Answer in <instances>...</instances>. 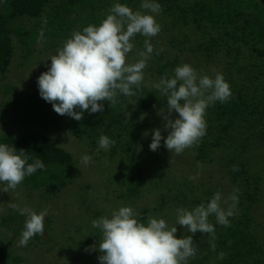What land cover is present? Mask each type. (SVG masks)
Segmentation results:
<instances>
[{
    "label": "trees",
    "instance_id": "1",
    "mask_svg": "<svg viewBox=\"0 0 264 264\" xmlns=\"http://www.w3.org/2000/svg\"><path fill=\"white\" fill-rule=\"evenodd\" d=\"M115 2L117 0H1L0 80L13 62L17 47L21 65L16 70L21 76L15 77L16 84L3 87L5 93L12 94L0 101V125L7 120L21 123L22 131L15 132L11 124L13 133L2 134L0 142L16 147L18 152L22 149L29 163L39 159L45 165L44 169L25 177L22 183L31 191L51 192L66 190L74 182L78 169L73 154L60 145L58 138L44 132L52 126L66 128L82 143L92 142L94 147L100 135H105L114 143L108 151L100 149L103 159L110 162L115 158L118 164L116 175L107 186L108 192L103 195L106 200L129 202L127 205H131L142 220L148 216L163 217L172 226L177 207L192 208L201 201L207 203L218 190L227 197L233 189H239V203L236 214L229 218L230 225H218L215 217L210 216L215 239L197 231L193 236L196 254L189 258L188 264H264V222L258 221L254 210L260 196L264 195L263 2L158 0L161 12L157 20L161 22V30L152 42V58L143 70L146 72L139 88H134L135 95H121L111 106L104 101L103 112L89 114L85 111L80 121L58 115L52 104L39 95L37 77L40 74L30 79L29 88L25 74L30 75L37 62L34 58L43 50L56 48L57 51L62 39L69 38L74 30L89 24L98 25ZM118 2L126 3L135 11L140 8L141 0ZM41 32L43 37H40ZM138 35L132 38L133 43L138 42V47L134 44L127 60L143 50L145 38ZM166 40L164 47L161 43ZM181 57L184 63L198 64L200 74L203 65L209 69L215 64L217 72L230 84L232 95L226 103L216 102L207 108L206 135L197 144L176 155L163 146L162 140L158 148L162 158L157 160L155 155L158 154L149 151L146 143L151 139V130L158 127L163 130L164 121L162 117L152 121L150 114L166 108V97L144 82L165 75L171 77L174 68L181 65ZM210 69L205 72L214 71L213 66ZM176 115L172 113L171 118ZM146 131L150 132L147 136ZM162 135L166 137L167 131H162ZM95 205V208L92 204L85 206L89 215L82 221L71 220L72 214L61 221L46 217L45 230L48 227L53 230L54 224L59 222L66 231L73 226L81 234L68 236V243L62 242L59 234L54 235L59 241L53 242L47 252L41 251L43 234L33 236L31 242L37 253L34 248L33 251L39 255L33 258L35 264H99L98 250L85 251L86 247L98 244L101 235L98 229L91 227V221L103 216L105 209L98 203ZM260 212L264 214L263 209ZM22 218L9 213L0 217V223L12 227L20 236ZM182 234L190 235L177 225L176 235ZM9 244L0 237V264H28L27 255L14 253ZM221 252L224 253L222 260L217 259Z\"/></svg>",
    "mask_w": 264,
    "mask_h": 264
},
{
    "label": "clouds",
    "instance_id": "2",
    "mask_svg": "<svg viewBox=\"0 0 264 264\" xmlns=\"http://www.w3.org/2000/svg\"><path fill=\"white\" fill-rule=\"evenodd\" d=\"M160 12L158 0H141L140 8L135 11L117 0L98 25L89 24L74 30L56 54L48 58L47 70L37 77L40 97L51 103L58 115L80 121L85 111L89 114L103 112L104 101L111 106L121 95L134 96V88H139L143 70L154 51L150 39L161 30L157 21ZM137 34L145 38L143 50L137 53L139 59L131 62L127 54L133 50L132 38ZM173 73L154 84L166 97V108L159 110L163 130L159 127L151 130L149 149L156 151L163 140V146L170 153L179 155L206 135L207 108L216 102L226 103L232 92L219 72L200 74L191 64L183 63L176 66ZM172 113L177 114L174 119ZM165 130L166 137L162 135ZM112 143L107 136L100 135L97 150L108 151ZM90 160L91 157L84 154L80 164L88 165ZM28 161L22 149L18 152L16 147L0 142V185H3L0 192L15 190L25 177L45 167L39 159ZM238 193L239 189H233L224 197L218 190L207 203L201 201L192 208L177 207L172 226L163 217L148 216L142 220L131 205H121L91 221V227L98 229L101 235L98 244L86 247L85 251L98 250L99 264H188L189 258L196 254L195 233H207L215 239L210 216L215 217L216 224L228 227L229 218L236 214ZM8 207L25 217L19 247H26L33 236L43 234L47 209L37 212L14 202H9ZM177 225L190 235L177 236ZM223 258L224 253H219L217 259Z\"/></svg>",
    "mask_w": 264,
    "mask_h": 264
},
{
    "label": "rangeland",
    "instance_id": "3",
    "mask_svg": "<svg viewBox=\"0 0 264 264\" xmlns=\"http://www.w3.org/2000/svg\"><path fill=\"white\" fill-rule=\"evenodd\" d=\"M261 2H263L264 4V0H261ZM108 12L109 11L107 10V12L104 15H107ZM157 21L158 23H161L160 20H157ZM183 29H186V28L184 27ZM186 31H189V29ZM162 37L163 36L161 34L160 38ZM156 38H157V35L155 37H152L150 39V42L152 43ZM135 39H137V37ZM65 40H66L65 38L62 39L61 41L62 44L60 45V47H62L63 42ZM134 44H136L138 47V42L136 40H134ZM161 45L166 47L167 40L162 41ZM19 51L20 50L17 47L15 50V56L12 57V61L14 63L12 62L9 64L7 72L5 73V76L3 77V79L0 80V101H2L3 99H8L9 97H11L9 95L12 94V93H5V91L3 90V87L6 84H11V83L16 84L17 80L15 79V77L19 78L21 76L19 72L16 70L17 67H20L21 65L18 62V60L21 59L19 55ZM43 51L44 52L39 54L37 58H34V60H37V62L35 65H33V68L30 67V69L32 68V72L30 73V75L25 72L26 73L25 75L27 76L26 78H28V81H27L28 88L31 85L30 79L31 78L35 79V76H37L36 74H41L42 72L46 71L47 65L50 64V60H48V58L51 55L56 54V48H54L53 51H52V48L50 50H43ZM136 57L139 58L137 54H134L132 57H129L128 60L135 62L137 60ZM179 60L181 61V64L184 63V60L182 59V57L179 58ZM212 60L214 59L212 58ZM191 65L198 72V69H197L198 64L191 63ZM211 66L214 67V71L210 72V74L206 73L205 70L208 71ZM209 69L205 68V66L203 65V71L201 74L206 73L209 75H214L218 70L215 64L210 65ZM145 72L146 71H143V74ZM159 79L160 77L153 81L151 80L148 81L147 79V81H145L144 83L145 85L147 84L149 86H154V84L158 82ZM150 116H151L150 120L152 121H155L161 118V115L159 114L158 110L154 111L153 114H150ZM9 122L10 121L7 120L5 121V123H2L0 125V136H2V134L7 133V132L13 133L9 127V125L11 124H13L14 130L16 129L15 132L22 131L20 130L22 126L21 123L18 124V123H9ZM61 128L63 127L59 128L58 125L57 127L52 126V128H49L47 129V131H44V132L49 137L58 138L60 145H62L65 149H67L69 152L73 154L74 159L76 161V166L78 169L77 173H75V176H74V182L68 188H66V190L65 189L63 190L54 189L51 192H44L43 190L39 189L36 191H31L28 189V187L24 183H21L20 185L17 186L15 190H10L9 193L0 192V217L7 216L9 213L17 214L19 217V214L17 212H15L13 209L8 207L9 202L18 203L22 207L28 206L36 210L37 212L43 209H47V215L44 218L45 223H46L45 219L48 216L54 217L57 220L61 221V220L68 219L69 214H72L74 216V217H70L71 220L75 219V221L76 220L82 221L86 215H89L84 209L87 204H92L93 207L95 208L96 207L95 204L98 203L99 206H102L105 209L104 215H108L113 209H117L119 206L127 205L129 203V202H126V203L116 202L115 200L110 199V198L106 200L103 197V195L108 192L107 186L109 185V182L114 178V175H116V170L118 166L117 160H115L114 158L110 162H107L106 161L107 159H103V155L101 151L97 150V147L92 146V142L89 143L90 145L84 144L82 143V140L75 137L71 132H68L66 128L64 129H61ZM60 132L61 134L58 135ZM150 138H151V135H150ZM150 140L151 139H149L148 143H146L148 149H149ZM89 147H92L93 149L91 150ZM88 148L90 150H88ZM158 150L159 149H157L156 151H151L149 149V151L158 154L157 156L155 155V158L157 160H161L162 157H159ZM84 154H88L89 156H91L92 154L90 163L88 165L80 164V157ZM109 158L111 159L113 157H109ZM91 186L92 188H90ZM0 187H3V185H0ZM261 209L264 210V195L260 196V201L255 205V208H254L255 217L258 219V221L264 222V214L262 215V212H260ZM23 218L25 220V217ZM47 229L46 230L44 229L43 231V238H42L43 241L41 243V249H43L41 251H45V252L49 250L48 247L52 245L53 242L59 241V239L55 238V236L56 237L58 236L56 234H59V236L62 237L61 238L62 242H66V243L70 241L68 239V236H71L73 234H81V232L77 233L76 229L73 226L70 230L67 229L66 231V228L63 225H61L59 222L54 224L53 230H51V227H48ZM83 231L84 233L86 232L85 230ZM0 237L7 239L8 243H10L9 244L10 248L14 253L15 252L19 254L23 253L25 254V256L27 255L29 259L28 264H31L30 263L31 258H32V264L33 262L35 264V259L33 258L37 256L39 257V255L36 256L35 254L37 253V251H35V248L33 247L32 242H31L33 238L30 239L26 247H19L18 239L20 236L14 231L12 227H9L7 225H2L1 223H0ZM33 248H34L35 253L33 251ZM40 258H45V256H40ZM41 263L45 264V262H41ZM80 264H84V263L80 262Z\"/></svg>",
    "mask_w": 264,
    "mask_h": 264
},
{
    "label": "bare ground",
    "instance_id": "4",
    "mask_svg": "<svg viewBox=\"0 0 264 264\" xmlns=\"http://www.w3.org/2000/svg\"><path fill=\"white\" fill-rule=\"evenodd\" d=\"M186 48V47H185ZM166 57V56H165ZM157 58V57H156ZM157 60V59H156Z\"/></svg>",
    "mask_w": 264,
    "mask_h": 264
}]
</instances>
